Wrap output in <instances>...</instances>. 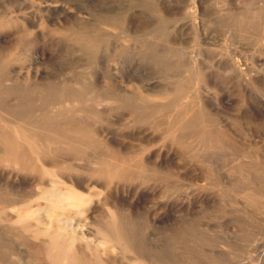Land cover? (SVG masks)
Wrapping results in <instances>:
<instances>
[{
	"label": "rangeland",
	"instance_id": "obj_1",
	"mask_svg": "<svg viewBox=\"0 0 264 264\" xmlns=\"http://www.w3.org/2000/svg\"><path fill=\"white\" fill-rule=\"evenodd\" d=\"M135 83L165 93L143 97ZM17 110L43 113L55 126L72 122L81 141L94 140L90 149L60 141L58 155L44 158L48 175L25 171L27 206L37 207L33 189L51 177L91 172L112 137L132 146L147 184L159 181L135 205L150 247L192 253L196 264H233V249L246 257L256 237L264 243V0H0V111ZM188 111L201 119L185 121L177 136L200 150L175 155L167 126ZM168 153L194 170L192 180L153 169ZM172 194L195 202L171 213L178 232L163 206ZM103 207L100 200L91 216L103 218ZM84 221L89 230L85 215L73 225Z\"/></svg>",
	"mask_w": 264,
	"mask_h": 264
},
{
	"label": "bare ground",
	"instance_id": "obj_2",
	"mask_svg": "<svg viewBox=\"0 0 264 264\" xmlns=\"http://www.w3.org/2000/svg\"><path fill=\"white\" fill-rule=\"evenodd\" d=\"M136 86L143 97L161 98L165 93V87L157 88L151 83ZM96 97V101L102 98L100 94ZM62 112L53 110L52 114L58 117ZM186 113L187 116L184 115L180 122L172 120L167 126L166 136L174 140L169 149H175V155L181 150H185L188 155L200 150L198 147L195 149V144L183 143L178 139L177 132L186 128L185 121L193 124L202 116V113L196 111ZM169 116L170 119L174 117ZM46 118L43 113L32 116L24 110L0 111V264H196L197 256L192 253H169L161 245L159 249H155L144 242L135 205L140 202L141 197L157 192L155 181L158 180L152 177L155 180L153 184H147L150 176L143 172L145 169L141 166L144 164L140 166L135 161L132 146L116 142L117 139L112 137L105 141L107 145H111L108 153L94 157L91 172L71 170L61 176L49 175L52 180L50 179L48 187L37 186L33 189L32 196H36L37 207L27 206L26 195L29 194H26V185L29 178L24 175L25 171L44 172L42 174L48 175V168H44V158L58 155L60 141L74 142L73 144L86 149L94 145V140H80L84 137L82 138L74 123L66 121V128L62 124L55 126L47 123L44 120ZM133 136L130 132L129 137ZM168 157L165 165L158 161L153 169L164 167L167 176H174L179 181L194 178L192 168L180 163L170 153ZM56 161L54 162L58 164L61 160ZM38 164H41L42 169ZM136 171L139 173L136 174ZM94 194L101 196L99 200H95ZM180 197L182 195L175 194L164 200L163 206L168 210V215L181 209L189 212L195 206L194 201H186V198ZM100 200L106 214L101 219L93 218L92 212ZM78 214L85 215L89 230L85 228V221V224L77 222L76 226L73 225V219ZM171 219L173 223L169 230L173 229L172 226L175 228L181 224L175 214H171ZM178 227L175 228L176 232L183 229L182 226ZM257 228L260 227L249 230L246 238L241 239L242 247L248 245L252 232ZM89 234H93V238L88 237ZM171 237L173 242L182 243L175 239L177 236ZM251 246V249L245 251L246 257L242 251L233 249L232 259H243L232 261L233 264H264V243L256 237ZM31 253L34 254L32 261L28 260Z\"/></svg>",
	"mask_w": 264,
	"mask_h": 264
}]
</instances>
